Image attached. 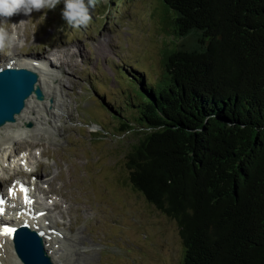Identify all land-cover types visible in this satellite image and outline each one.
Segmentation results:
<instances>
[{
    "label": "trees",
    "instance_id": "16d2710c",
    "mask_svg": "<svg viewBox=\"0 0 264 264\" xmlns=\"http://www.w3.org/2000/svg\"><path fill=\"white\" fill-rule=\"evenodd\" d=\"M161 4V72L118 71L128 183L176 222L182 264H264V0Z\"/></svg>",
    "mask_w": 264,
    "mask_h": 264
},
{
    "label": "rangeland",
    "instance_id": "374dc122",
    "mask_svg": "<svg viewBox=\"0 0 264 264\" xmlns=\"http://www.w3.org/2000/svg\"><path fill=\"white\" fill-rule=\"evenodd\" d=\"M63 8L61 0L54 10L5 18L6 29L20 38L16 50L12 45L5 50L50 61L56 71L59 60L65 67L55 83L58 95L64 100V92L67 100L58 120L62 117L64 122L59 125L58 141L44 140L32 151L35 157L42 150L49 155L36 159L37 173L46 183L42 188L54 190L49 196L62 204L61 215L52 209L50 199L40 195L39 202L50 208L59 225L63 220L65 225L60 226L65 231L66 226L73 228L71 233L82 231L84 245L93 249L84 264H182L184 247L176 222L128 183L123 155L131 141L129 135L118 136L112 110L117 109L125 87L118 75L121 68L130 71L128 65L135 64L154 74L161 72L165 52L176 43L169 35L170 14L161 0H96L89 9L92 19L87 28H73L63 20ZM52 48H58L57 61ZM0 56L3 61L9 58ZM26 138L15 146L18 151L35 140ZM15 179L12 176L10 184ZM8 183H3L2 192Z\"/></svg>",
    "mask_w": 264,
    "mask_h": 264
},
{
    "label": "bare ground",
    "instance_id": "6f19581e",
    "mask_svg": "<svg viewBox=\"0 0 264 264\" xmlns=\"http://www.w3.org/2000/svg\"><path fill=\"white\" fill-rule=\"evenodd\" d=\"M8 31H10V28ZM19 41L20 38L17 36L16 41L12 43V50L17 49ZM51 50H53L51 53L56 57L55 52L58 48H52ZM18 53H20L19 49ZM3 54H8L9 56L7 57L9 58L7 61H3L4 58H0V68L4 65L20 66L34 70L39 76L38 85L43 89L44 96L42 100H37L31 95L26 99L23 110L15 116V120L5 123L2 127L0 126V195L2 199H6L9 202L14 212V217H12L13 220H11L10 224L11 226L27 225L31 229L36 230L43 238L44 248L52 264H84L85 258L91 256L93 249L89 248L88 245H84V237L80 236L82 231L71 233L73 228L69 230L68 226H66L68 232L65 231L66 228L60 226L65 225L63 220H61V224L59 225L54 220L55 217L49 214L50 208L39 202L40 195L43 196V199H50L52 201V209L58 210V213L61 215L60 207L62 204L50 197L52 192H54L52 187H49L46 191L42 188L43 184L46 183L42 180V176L37 173L39 163L36 162L38 161L36 159L42 157V155H49L42 150L35 157L32 152L35 148L42 146L44 140L52 143H57L58 141L59 131L62 129L59 125L64 123L62 122V117L60 121L58 120L60 115L62 116L65 113L63 112V108L67 106L65 103L67 100L65 99L64 92L62 94L65 101L58 95L55 83L60 82L59 74L62 75L64 73L65 67L62 68L63 64H61V60H59V66L56 71L50 67L52 63L47 60L20 57L8 50ZM50 99L51 103L48 102ZM66 113L67 115L70 114L68 109ZM57 121L61 123L57 124ZM29 124H31V128L28 129L26 125ZM26 137L35 139L36 141H31L27 149L18 151V147L15 146H20V142L22 144L26 142L24 140L27 139ZM21 139L23 141H20ZM13 156L17 160H14V158L12 160ZM4 174L7 175L5 178L3 177ZM12 176H15L16 179L14 180L15 183L10 184ZM8 181L9 183L6 187L8 195H2V185ZM28 185H30L29 188ZM22 187H27V191L23 198L24 200L21 202L17 199L23 197L21 194ZM10 189L14 191V195L9 194ZM26 197L28 202L25 200ZM88 210L87 208L85 209V211ZM60 218H63V216ZM71 224H73V227L75 226L73 222ZM91 246L94 247L92 243ZM13 251L11 237L0 235V264H22Z\"/></svg>",
    "mask_w": 264,
    "mask_h": 264
},
{
    "label": "water",
    "instance_id": "95a60500",
    "mask_svg": "<svg viewBox=\"0 0 264 264\" xmlns=\"http://www.w3.org/2000/svg\"><path fill=\"white\" fill-rule=\"evenodd\" d=\"M38 75L28 69L6 68L0 70V126L13 122L24 107L25 99L32 93L43 98L42 89L36 85ZM14 252L23 264H52L46 254L42 237L26 225L15 231Z\"/></svg>",
    "mask_w": 264,
    "mask_h": 264
},
{
    "label": "clouds",
    "instance_id": "9594fccd",
    "mask_svg": "<svg viewBox=\"0 0 264 264\" xmlns=\"http://www.w3.org/2000/svg\"><path fill=\"white\" fill-rule=\"evenodd\" d=\"M61 0H0V50L16 41L15 33H9L6 19L14 14L30 15L33 11L54 10ZM62 18L73 28H87L92 16L89 9L96 6V0H63Z\"/></svg>",
    "mask_w": 264,
    "mask_h": 264
},
{
    "label": "snow or ice",
    "instance_id": "6c2138e0",
    "mask_svg": "<svg viewBox=\"0 0 264 264\" xmlns=\"http://www.w3.org/2000/svg\"><path fill=\"white\" fill-rule=\"evenodd\" d=\"M21 191H24L26 192L27 189L26 188H21ZM9 194L10 195H14V191L12 189L9 190ZM26 202H28L27 200V197L25 198ZM4 201L3 200H0V204H2ZM3 213V208H0V214ZM15 232V229L8 226V225H2L0 226V235H8V236H11L13 233Z\"/></svg>",
    "mask_w": 264,
    "mask_h": 264
}]
</instances>
